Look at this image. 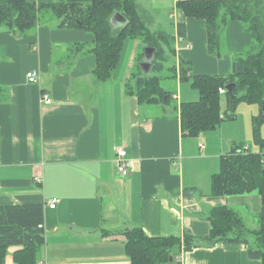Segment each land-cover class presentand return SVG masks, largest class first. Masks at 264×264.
Returning a JSON list of instances; mask_svg holds the SVG:
<instances>
[{"label":"crops","instance_id":"1","mask_svg":"<svg viewBox=\"0 0 264 264\" xmlns=\"http://www.w3.org/2000/svg\"><path fill=\"white\" fill-rule=\"evenodd\" d=\"M152 1L150 7L171 3L175 12L172 33L166 32L173 36L176 75L160 74L161 86L172 95L169 103H139L126 91L140 53L136 39L125 40L111 77L99 81L91 33L60 27L58 20L25 33L0 26V206L43 205L45 242L37 264H131L126 229L139 227L148 236L188 234L198 241L209 235L208 209L217 205L238 211L246 232L257 228L259 194L210 195L211 177L235 140H224L222 122L197 135L181 130L179 105L196 101L199 93L177 73L182 62L190 66L189 77L230 74L251 36L241 22L227 21L222 33L234 52L216 57L207 49L202 20L183 15L175 0ZM31 70L38 71L36 82L26 78ZM253 116L245 129L250 126L251 135ZM118 147L129 160L122 175L115 163ZM52 198L57 202L49 208ZM247 245L203 241L174 252L168 264H261ZM17 249L7 248L4 264H15Z\"/></svg>","mask_w":264,"mask_h":264},{"label":"trees","instance_id":"2","mask_svg":"<svg viewBox=\"0 0 264 264\" xmlns=\"http://www.w3.org/2000/svg\"><path fill=\"white\" fill-rule=\"evenodd\" d=\"M176 9L186 17L200 19L204 23L206 45L209 53L221 55L220 38L227 21H239L251 36L249 50L232 62L231 73L196 74L187 76L190 66L178 68L181 79H190L199 98L179 105L181 130L197 135L219 126L225 117H234L238 102L258 104L264 96V0H175ZM121 13L128 21L123 27L114 28L110 22L113 13ZM146 11L136 0H55L36 3L30 0H0V26L13 32L25 33L37 24L58 20L64 28H81L92 34L90 51L96 58L93 75L99 81L109 79L117 65L120 52L127 38L136 39L155 49L151 71L159 73L168 55L174 54L173 36L164 30L151 31L144 19ZM143 18V19H142ZM180 36L184 23H177ZM83 43L77 44L82 48ZM167 54V55H165ZM141 50L131 73L134 86L127 81L126 91L134 94L139 103H169L172 95L160 80L163 76L142 74L139 62ZM170 76L175 77V66H169ZM234 83L231 95L225 91L227 111L221 114V93L218 89ZM2 89L0 87V105ZM261 120L252 118V141L258 152L242 151L234 146L222 156L219 171L211 177L210 195H242L256 192L261 198V211L257 215L254 234L255 246L247 245L251 258L264 264V138L260 133ZM209 235L194 239L188 234L178 236H148L139 227L126 229L125 251L131 264H168L174 261V252L191 250L203 241L214 244L219 241L246 243L243 237L245 224L240 213L226 205L208 209ZM44 207L40 203L9 204L0 206V264H4L7 248L18 246L13 253L15 264H37L40 248L45 242L43 224ZM196 240V242H193ZM170 257L172 260L170 261Z\"/></svg>","mask_w":264,"mask_h":264},{"label":"rangeland","instance_id":"3","mask_svg":"<svg viewBox=\"0 0 264 264\" xmlns=\"http://www.w3.org/2000/svg\"><path fill=\"white\" fill-rule=\"evenodd\" d=\"M136 2L140 6V8H143L146 11L147 15L144 14L145 17L144 19L143 18L142 19L146 22L147 27L151 31L163 29L165 31H168L169 33H172V22L174 20V18L172 19V15L175 12L174 9L172 8L171 3H167L168 6L166 7H165L166 4L158 5V7H150L154 3L153 1L151 2V0H136ZM133 43L134 40H130L125 47L126 59H128L129 57L131 51L130 48ZM220 45H221L220 46L221 51L224 53V56L230 55L231 53L234 52V50L231 48V44L227 40H224L223 33L220 38ZM145 46L146 45L144 43L139 42L138 50L143 51ZM249 47L244 48L239 54L244 55L249 50ZM174 62H175V56L168 55L163 63V69L160 71L161 73L150 71L147 74V76H152L154 74H159V75L167 74L168 73L167 66L173 65ZM130 83L131 85L134 86V80H131ZM182 83L183 85L185 84L190 85V81L183 80ZM220 111L221 114H225L227 111V98L225 94L221 96ZM259 111L260 110L258 104H248L245 102H238L235 107L234 117L233 118L225 117L221 121L222 123H224L223 132H222L224 140L227 142L230 138H234L235 140L234 144L236 146H239L242 151L258 152L259 146L255 145L252 141L251 127L249 126L248 132L245 131V129L247 123L250 124L251 115H257L259 114ZM260 132L262 138H264V121H261ZM251 232H245L243 234L244 235L243 237L245 238V241L248 245L256 247L253 236L254 234H250Z\"/></svg>","mask_w":264,"mask_h":264},{"label":"water","instance_id":"4","mask_svg":"<svg viewBox=\"0 0 264 264\" xmlns=\"http://www.w3.org/2000/svg\"><path fill=\"white\" fill-rule=\"evenodd\" d=\"M127 19L119 12L113 13L110 17V22L114 28L123 27L127 24ZM155 49L149 46H145L143 49L142 60L139 63L140 70L142 74L147 75L152 69V62L154 59ZM225 86L226 92L231 95L232 89L234 87V83H228ZM259 118L261 121H264V96L261 98V107L259 111ZM170 257V261H171Z\"/></svg>","mask_w":264,"mask_h":264},{"label":"built area","instance_id":"5","mask_svg":"<svg viewBox=\"0 0 264 264\" xmlns=\"http://www.w3.org/2000/svg\"><path fill=\"white\" fill-rule=\"evenodd\" d=\"M26 78L29 82H36L38 80V71L36 70H31L26 74ZM219 93H225V88L220 87L218 89ZM43 102L46 104L50 103V99L46 96L43 95ZM115 163H116V169L119 174H124L127 170V167L129 166V160L126 157V151L122 147H118L116 149V157H115ZM34 180L39 182L40 180L37 177H34ZM49 202L47 203L49 208H53L57 202L56 198H52L48 200ZM39 228H43V224L38 225Z\"/></svg>","mask_w":264,"mask_h":264}]
</instances>
